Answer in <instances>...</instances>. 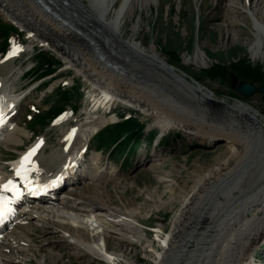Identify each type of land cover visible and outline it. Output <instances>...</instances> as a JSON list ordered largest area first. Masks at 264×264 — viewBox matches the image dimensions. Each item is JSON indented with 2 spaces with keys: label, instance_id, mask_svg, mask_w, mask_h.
<instances>
[{
  "label": "bare ground",
  "instance_id": "bare-ground-1",
  "mask_svg": "<svg viewBox=\"0 0 264 264\" xmlns=\"http://www.w3.org/2000/svg\"><path fill=\"white\" fill-rule=\"evenodd\" d=\"M116 1L0 0L6 19L15 21L31 33L28 42L21 46L11 45L3 58L11 59L13 49L20 54L42 43L62 57L66 68H73L84 76L90 86L89 97L93 96L89 110H96L81 112L88 118L83 121V125L89 127L86 139L80 133H74L78 126L71 123L77 119L67 112L65 119L57 121L59 139L64 137V144L44 155L48 140L44 135L37 138L42 141V146L33 161L24 165L21 176H8L16 187L29 194L28 205L33 209L58 205L67 210L75 209L79 215L104 210L121 217L119 209L110 207V194L102 188V183L116 178L115 182H118V172L109 168L108 162L101 164L97 153L86 154L90 137L104 125L117 120L113 111L117 102L135 107L153 117L150 126L158 129L156 142L171 129L185 130L203 142L207 139L226 142V154L222 160L221 156L216 159L210 170L200 176L195 186L183 196L179 209L173 214L169 231L163 225L155 227L156 235L167 240L161 250L153 248L157 252L154 264H254L257 247L264 241V115L242 101L229 102L213 97L212 91L180 74L157 52L153 43L145 45L124 37L122 28L134 12V2L142 1L146 6L159 3V0H120L114 6ZM225 6V13L234 15L226 24L242 23L248 17L253 28L250 56L254 60L264 57V0H226ZM133 24L132 29L136 30L138 21ZM240 32L235 34L237 39ZM204 56L197 49L190 61L203 65L206 62ZM17 70L14 67L1 76L0 100L3 102L12 99L11 85L17 79L13 77ZM8 80H12L11 84ZM101 106L104 109L99 113L97 110ZM17 109L15 104L0 116V157L1 148L14 145L18 149L29 137L15 118ZM39 157L47 167L38 163ZM145 160L144 156L141 157L140 163ZM66 181H70L64 188L69 194L78 188L85 190L81 199L70 202L64 193L66 197L61 202L48 193L38 194L46 189L59 192ZM38 182H43L44 187H37L35 183ZM174 199V196L173 200L168 199L169 203ZM159 207L155 205V208ZM18 208L13 207V216H9L4 227L0 228V264H64L60 258L70 252H58L61 246L72 251L74 258L87 256L96 264H111V255L102 257L103 251L88 242L91 238L85 228L49 220L31 209L19 211ZM44 211L53 216H63L66 212L55 213V208ZM124 215L133 220L138 214L133 210L124 212ZM33 218L42 220L41 224L31 221ZM128 218L122 216L123 220L117 223L134 230ZM55 225L65 232L60 239L55 238ZM108 226L106 230L109 231ZM47 229L54 234L40 235ZM165 232L168 237L163 239ZM99 239L98 244L104 241L106 250L111 248L112 240L106 233ZM41 244L55 250L50 253ZM40 251L44 252L38 259L29 258ZM69 264L73 263L69 261Z\"/></svg>",
  "mask_w": 264,
  "mask_h": 264
},
{
  "label": "rangeland",
  "instance_id": "rangeland-1",
  "mask_svg": "<svg viewBox=\"0 0 264 264\" xmlns=\"http://www.w3.org/2000/svg\"><path fill=\"white\" fill-rule=\"evenodd\" d=\"M119 1L117 0L114 6ZM141 2H134V12L122 28L124 37L133 38L145 45L153 43L157 52L172 66H175L176 68H174L180 74H183L186 79L193 83L205 87L210 92L212 91L213 97L226 99L229 102L232 100L236 102L238 100L242 101L250 105L258 114L264 115L263 93L256 92L250 95H242L232 87L233 84H240L245 81L255 85H264V79L255 81L247 79L245 75L235 72L230 66L234 61L245 59V61L249 60V63L253 66L260 67L264 71V57L254 60L250 56L249 43L252 39L253 28L248 17L242 23L226 24L227 19L234 16L232 13H225L226 0H159V3L146 6H143ZM3 12V9L0 8V25L13 23L17 27V31L20 30L22 32H20L22 35L20 42L23 44L28 42L31 36L30 38L26 36V29L20 27L15 21L6 19ZM137 21V29L133 30V23H137ZM237 32L241 33L238 39L235 35ZM227 34L229 38L228 36L225 37ZM11 43H13V40ZM197 49L205 54L206 62L203 65H196L190 61ZM38 53H45L53 61L59 62L56 65L57 69L55 72L40 76L35 73L36 71L33 68L30 69L33 67ZM20 54L13 55L11 59H4V55L0 54V79L2 75L8 73L12 68H18L13 75L17 79L14 85H11V93H14L15 90L16 95L24 96L19 103L15 118L26 129L29 137L18 148L20 150L15 148L14 145L1 148L0 170L2 174H5L3 171H7L6 165L9 159L15 158L22 149L34 140L36 135L44 134V137L48 140L44 155H48L61 143L64 144V140L60 141L59 139L60 126L50 123V118L53 114L47 111L50 105H58L60 109L70 110L72 108L74 110L73 116H76L77 120L71 124L78 126V133L83 139L88 136L87 130L89 127L83 125L88 118H86L87 115L85 113L81 114V112H96L93 108L89 110L93 98V96L89 97V83L85 82L84 76L77 73L75 69L66 68V63L60 55H57L47 46H38V44H35L30 51H25L18 58ZM186 57L188 58L187 60H185ZM213 63L223 66L221 74L213 76L204 74V71ZM11 81L8 80V84H11ZM76 86L79 89L78 93L75 92ZM58 88L62 92L58 91ZM61 99H66L67 101L59 103ZM103 109L101 106L97 111L100 113ZM113 111L117 114L118 120L126 114H131L143 123L144 131L142 132L140 144L134 151L127 150L119 155L117 152H110L113 143L106 145L105 141L100 138V133L94 134V136L90 137L86 155L91 152L97 153L101 164L108 162L109 168L113 167L118 172L119 181L115 182L117 178L113 180L117 185L113 181H108L105 184L102 183V188L104 192L110 194L108 198V200H111L110 207L119 209L122 214L121 217L128 218L124 215V212L135 210L138 214L136 218L133 220L127 219L130 225H134V230L117 223L118 220H123L124 218L115 217L104 210L89 211L87 214L79 215V212L75 209L67 210L58 205L55 207L42 205L39 208L43 210L30 208L36 211L37 214L49 218V220L62 221L64 224L67 222L74 227L85 228V232L91 238L88 242H92L91 244L97 246L101 252L103 247L98 244L101 241L98 238L106 233L112 240L111 248H108V251L105 248L101 256L105 255L106 257L104 256V258H107V254L111 255L112 259H109L111 264H154V257L157 256V252L153 251V248L161 250L163 243L167 240L166 237H168V232H165L162 237L166 240H161L156 235L157 229L155 227L163 225L165 230L169 231L173 214L179 209L183 196L195 186V181L200 176L210 170L216 159L221 158L220 160H222L225 156L224 154H226L224 150L226 142L222 139H214L213 142L207 139V142H203L185 130L171 129L161 136L157 143L155 139L158 129L150 126V123L153 122L151 115L119 102L114 105ZM29 114L33 115L31 120L26 118ZM33 120L37 122L34 126L31 124ZM113 123L110 122L106 125ZM143 156L146 160L141 164L140 158ZM38 161L39 164L47 167L40 157ZM69 183L67 182L65 186ZM64 187L59 189L61 194L57 191L55 195L60 197L64 195L63 193L67 191H64ZM83 191L85 190L78 188L71 194L66 192L67 199H70V202L79 200ZM151 193L153 194L151 195ZM173 196L175 198L174 203H169L168 199L173 200ZM27 197L28 195H24L21 202L28 203L29 199ZM87 203L90 205L89 202ZM155 205H160V207L157 209ZM26 208H28V205L21 206L19 210ZM53 208L56 209L55 213H64V210L66 212L63 216H53L44 211ZM31 221L41 224L42 220L38 221L33 218ZM107 222L112 224L111 227L106 224ZM107 226L109 231L106 230ZM62 230L63 228L61 229L60 226H54V232H57L55 238L60 239L63 233L65 235ZM146 232L149 233L147 234ZM43 234L51 236L54 233L48 232L47 229L40 235ZM41 246L50 253L55 250L44 244H41ZM63 250L70 252V254L60 258V262H64V264H69V261L73 264H87L88 260H90V264H96L87 256L78 259L74 258V255H71L72 251L63 246L60 247L58 252L61 253ZM42 252L44 251L33 254L29 258L36 260ZM255 254L256 262L254 264H264V241L257 247ZM98 264L108 263L101 262Z\"/></svg>",
  "mask_w": 264,
  "mask_h": 264
},
{
  "label": "trees",
  "instance_id": "trees-1",
  "mask_svg": "<svg viewBox=\"0 0 264 264\" xmlns=\"http://www.w3.org/2000/svg\"><path fill=\"white\" fill-rule=\"evenodd\" d=\"M9 30H16L13 25H0V50H3L6 46L7 40L6 35L9 33ZM35 73L40 76H46L52 74L57 69V64L59 62L53 61L51 57L43 54H38L36 59ZM231 68L237 72L245 75L247 79L263 80L264 71L260 67H255L245 59L239 61H234L231 63ZM223 66L219 64H211L205 71L204 74L208 76H213L221 74ZM62 92L60 88L57 89ZM75 92H79L78 86L75 87ZM61 101H66V99H61ZM53 113L59 111L60 106H51ZM55 111V112H54ZM144 129L143 123L138 120L135 116H130L127 119H121L113 125H109L103 128L100 133V138L105 141L106 145L113 146L110 152H117L119 155L123 154L127 150L134 151L140 144L142 137V132ZM122 138V139H121ZM121 139L120 141H118Z\"/></svg>",
  "mask_w": 264,
  "mask_h": 264
},
{
  "label": "snow or ice",
  "instance_id": "snow-or-ice-1",
  "mask_svg": "<svg viewBox=\"0 0 264 264\" xmlns=\"http://www.w3.org/2000/svg\"><path fill=\"white\" fill-rule=\"evenodd\" d=\"M11 54L15 55L16 54V50L13 49ZM27 160H28V157H25L24 158V162H27ZM24 162H22L21 168L19 170H17V175H19L21 172L24 171ZM2 189L5 192H8V191H11V192H14V193L18 192L16 186L13 184L12 181H8L7 184L2 186ZM8 204H9V201L6 198H4L3 196H0V215H3L5 210L9 211V212L11 211V209L7 207Z\"/></svg>",
  "mask_w": 264,
  "mask_h": 264
},
{
  "label": "water",
  "instance_id": "water-1",
  "mask_svg": "<svg viewBox=\"0 0 264 264\" xmlns=\"http://www.w3.org/2000/svg\"><path fill=\"white\" fill-rule=\"evenodd\" d=\"M66 3V0H64ZM233 89L242 95H250L253 93H263L262 99L264 100V85H255L250 82H242L240 84H233Z\"/></svg>",
  "mask_w": 264,
  "mask_h": 264
}]
</instances>
